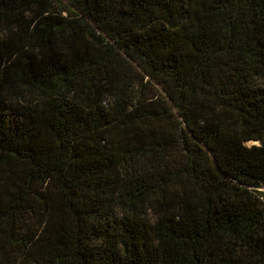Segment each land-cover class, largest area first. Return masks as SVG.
Instances as JSON below:
<instances>
[{"label": "trees", "instance_id": "trees-1", "mask_svg": "<svg viewBox=\"0 0 264 264\" xmlns=\"http://www.w3.org/2000/svg\"><path fill=\"white\" fill-rule=\"evenodd\" d=\"M0 264H264V0H0Z\"/></svg>", "mask_w": 264, "mask_h": 264}, {"label": "rangeland", "instance_id": "rangeland-1", "mask_svg": "<svg viewBox=\"0 0 264 264\" xmlns=\"http://www.w3.org/2000/svg\"><path fill=\"white\" fill-rule=\"evenodd\" d=\"M253 144H257V142H251V141H250V142H247V143H246L247 146H251V145H253Z\"/></svg>", "mask_w": 264, "mask_h": 264}]
</instances>
